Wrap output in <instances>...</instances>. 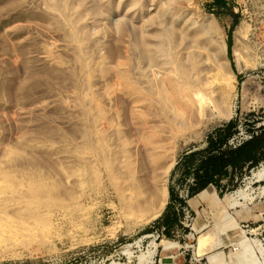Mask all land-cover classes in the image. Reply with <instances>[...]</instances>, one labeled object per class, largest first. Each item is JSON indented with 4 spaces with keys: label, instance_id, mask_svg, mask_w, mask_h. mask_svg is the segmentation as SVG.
<instances>
[{
    "label": "rangeland",
    "instance_id": "374dc122",
    "mask_svg": "<svg viewBox=\"0 0 264 264\" xmlns=\"http://www.w3.org/2000/svg\"><path fill=\"white\" fill-rule=\"evenodd\" d=\"M224 1L0 0V264H264V149L171 179L264 132V0Z\"/></svg>",
    "mask_w": 264,
    "mask_h": 264
},
{
    "label": "trees",
    "instance_id": "16d2710c",
    "mask_svg": "<svg viewBox=\"0 0 264 264\" xmlns=\"http://www.w3.org/2000/svg\"><path fill=\"white\" fill-rule=\"evenodd\" d=\"M213 2L217 7L226 6L224 0H213ZM227 46L230 51L229 36ZM232 127L233 123L229 122L223 130L216 131L215 135L207 136L205 149L202 151L189 150L179 158L172 171L171 179L176 170L180 171V183L190 179L186 198L196 196L209 186L217 190L233 188L234 184H238L242 172L249 171L258 165L259 154L264 149V132L250 136L249 140L236 147H231L228 145V137ZM168 194L171 203L176 201L183 206L186 204L185 199L175 193L173 186L168 187ZM171 224L168 217H163L161 228L167 235Z\"/></svg>",
    "mask_w": 264,
    "mask_h": 264
},
{
    "label": "built area",
    "instance_id": "2783aa9c",
    "mask_svg": "<svg viewBox=\"0 0 264 264\" xmlns=\"http://www.w3.org/2000/svg\"><path fill=\"white\" fill-rule=\"evenodd\" d=\"M249 138H250V137H249ZM233 141H234V140L231 139V140L228 142V145L231 146V147H236V146L240 145V143H236V144H235V143H233Z\"/></svg>",
    "mask_w": 264,
    "mask_h": 264
},
{
    "label": "bare ground",
    "instance_id": "6f19581e",
    "mask_svg": "<svg viewBox=\"0 0 264 264\" xmlns=\"http://www.w3.org/2000/svg\"><path fill=\"white\" fill-rule=\"evenodd\" d=\"M247 188V187H246ZM239 194V191L238 192H236V195H238ZM260 194L261 195H264V188H261L260 189ZM228 197V196H227ZM229 203H231V202H229ZM63 217V216H62Z\"/></svg>",
    "mask_w": 264,
    "mask_h": 264
}]
</instances>
